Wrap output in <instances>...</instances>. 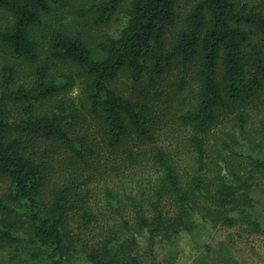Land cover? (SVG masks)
I'll list each match as a JSON object with an SVG mask.
<instances>
[{
    "label": "trees",
    "instance_id": "16d2710c",
    "mask_svg": "<svg viewBox=\"0 0 264 264\" xmlns=\"http://www.w3.org/2000/svg\"><path fill=\"white\" fill-rule=\"evenodd\" d=\"M180 1L129 0L125 25L117 35H105L95 53L67 31L37 39L35 30L66 0H0V11L13 18L11 26L0 29V43L33 74L28 85H15L13 67L0 74V178L10 182L0 197V249L12 248L23 264H146L137 253L142 235L154 243L163 234L193 231L197 219L262 229L252 191L264 179V120L248 143L228 133L213 157L205 136L231 107H243L233 118L234 129L247 133L245 106L264 91V0H199L169 43ZM123 2L102 0L78 15L89 16L95 27L108 26ZM175 66L194 70L195 101L179 116L194 131L188 138L192 162L185 168L167 148L150 146L157 140L150 90L142 87L132 99L114 86L127 76L136 87L147 81L156 88ZM78 79L85 83L82 108L100 121L105 148L116 152L131 142L152 147L154 176L137 180V194L121 195L107 186V201L97 212L87 190L75 191L76 173L72 182L52 181L49 161L36 159L25 144L27 138H40L83 169L91 165L97 152L88 137L73 135L81 112L67 98ZM45 100L54 101V109L37 114V104ZM17 104L24 105V117L11 121L10 107ZM128 158L135 160L133 154ZM99 215L108 220L93 237Z\"/></svg>",
    "mask_w": 264,
    "mask_h": 264
},
{
    "label": "rangeland",
    "instance_id": "374dc122",
    "mask_svg": "<svg viewBox=\"0 0 264 264\" xmlns=\"http://www.w3.org/2000/svg\"><path fill=\"white\" fill-rule=\"evenodd\" d=\"M102 0H66L65 4L56 7L51 16L46 17L44 26L35 30V35L42 42L44 36L54 31H67L79 35L97 53L98 44L105 35H117L126 22L125 10L128 1L124 0L119 13L113 22L104 27H95L89 16L79 17L78 12L86 10L91 4ZM199 0H181L178 4V23L168 35V42L172 43L176 34L185 24V18L194 4ZM247 1V0H240ZM258 1V0H254ZM252 2V0H250ZM12 16L0 11V29L11 26ZM43 53L47 44L42 43ZM5 66L15 69V85H28L32 78V71L22 63L16 55L0 43V74ZM68 73L76 70L60 67ZM185 87L181 89V82ZM157 87H151L148 82L141 86L134 85L127 76H123L114 86L118 92L126 97L137 99L138 89L146 87L150 90V99L153 103V115L156 117L157 140L154 145L167 148L179 164L185 168L192 162V153L188 138L194 131L179 120V116L187 111L195 101L194 70L175 66L166 75L158 79ZM85 83L78 79L68 99L75 103L81 112L74 126V136L88 137L91 147L96 150L97 156L91 160V165L83 169L73 158H67L64 150L52 147L51 142L37 138L26 139V150L38 160L49 161V178L54 182H72L77 176L75 191L87 190L90 207L94 211H102L106 203L105 188L108 186L113 192L121 195L128 192H139L137 180L147 181L154 176L153 165L150 162V146L139 145L137 142L128 143L124 148L112 152L103 144L100 121L91 115L88 108H82ZM160 93V94H159ZM67 99V100H68ZM149 99V100H150ZM68 100V102H69ZM70 100V101H71ZM52 100L41 101L37 104L36 113L45 114L54 109ZM73 107V104L69 103ZM23 104L10 107V120H20L24 117ZM250 117L249 127L245 136L234 129L233 118L243 107L228 108L223 112L215 125L206 134L207 150L213 157L215 147H220L228 133H235L238 140L248 143V138H255L260 122L264 120V91L257 99L245 106ZM46 148H50L46 154ZM245 148L242 147V151ZM133 154L135 160L128 156ZM74 173L75 176H74ZM253 187V196L256 200L254 216L261 222L262 229L255 231L248 224L240 222L237 226L229 228L222 224H215L210 220L197 219V227L193 231H182L177 235H160L154 243H149L147 236L139 237L137 253L146 264H264V179L257 181ZM9 179L0 178V197L9 192ZM1 216V214H0ZM199 218V217H198ZM73 229L76 227L75 217L70 219ZM108 216L99 215L93 224L96 229L93 237L98 234V225H104ZM133 224V221L132 223ZM27 228V225H25ZM24 230L21 231L23 233ZM16 251L10 247L0 249V264H23ZM88 264L87 262H83Z\"/></svg>",
    "mask_w": 264,
    "mask_h": 264
}]
</instances>
